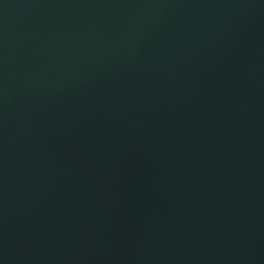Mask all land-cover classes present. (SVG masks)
Masks as SVG:
<instances>
[{"label": "water", "instance_id": "obj_1", "mask_svg": "<svg viewBox=\"0 0 264 264\" xmlns=\"http://www.w3.org/2000/svg\"><path fill=\"white\" fill-rule=\"evenodd\" d=\"M0 264H264V0H0Z\"/></svg>", "mask_w": 264, "mask_h": 264}]
</instances>
